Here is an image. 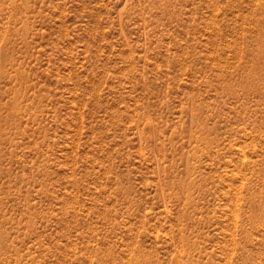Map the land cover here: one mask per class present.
Returning a JSON list of instances; mask_svg holds the SVG:
<instances>
[{"label": "rangeland", "instance_id": "374dc122", "mask_svg": "<svg viewBox=\"0 0 264 264\" xmlns=\"http://www.w3.org/2000/svg\"><path fill=\"white\" fill-rule=\"evenodd\" d=\"M0 264H264V0H0Z\"/></svg>", "mask_w": 264, "mask_h": 264}]
</instances>
